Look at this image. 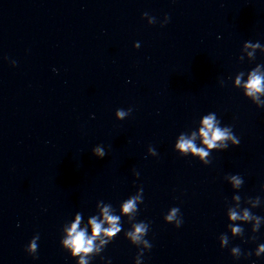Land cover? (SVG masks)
Here are the masks:
<instances>
[{
  "label": "clouds",
  "instance_id": "clouds-1",
  "mask_svg": "<svg viewBox=\"0 0 264 264\" xmlns=\"http://www.w3.org/2000/svg\"><path fill=\"white\" fill-rule=\"evenodd\" d=\"M261 77L257 76V75H253L247 85L249 91H248V95H252L253 91H261ZM118 116H123V112H118L117 113ZM213 120H214V116L209 115L207 117L204 118L203 120V124L205 125V128L201 129V133L202 135L206 138L205 139V143L209 145V147H215L214 141H218V140H222V139H227L228 138V133L227 130H221L220 128H215L213 129ZM209 132L212 133L211 138L209 139ZM177 147L183 151V152H187L189 149L192 150L193 153H197V152H201L203 155H207V153H204L202 149H197L195 148V146L192 144L191 141H187V140H182ZM97 154L100 156H103L104 153L101 151H97ZM134 207V200H129L125 205H124V211L128 212L130 211L132 208ZM175 209H173L172 214H170L168 217H166V219L168 221H171L174 218V214H175ZM105 215L107 217V219L113 223V227L110 230L111 233L113 235H115V233L117 231H119V229L115 226V221L118 219V217H110L107 216V210H105ZM236 216L235 214H233V219H235ZM93 223V233L94 234H99L101 231V226L98 223H95L94 221ZM145 229L143 226L138 225L135 229L136 233H141L143 232ZM72 232L76 231V225H73ZM234 231H236V229H234ZM140 237L138 235L133 236V240H139ZM64 243L68 246H71L73 248V254H78L80 252H84V253H88L92 251V240H86L85 239V234L83 231L81 232H77L75 234L74 237H72L71 239L65 240ZM35 244L32 245L33 250L35 249ZM260 251H264V245L261 246ZM81 264H84V261H81Z\"/></svg>",
  "mask_w": 264,
  "mask_h": 264
}]
</instances>
